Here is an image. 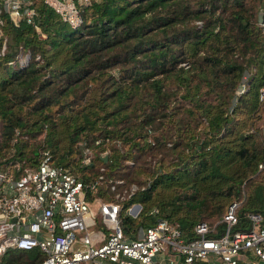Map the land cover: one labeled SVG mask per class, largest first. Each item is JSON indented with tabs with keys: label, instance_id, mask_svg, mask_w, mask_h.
I'll return each mask as SVG.
<instances>
[{
	"label": "trees",
	"instance_id": "1",
	"mask_svg": "<svg viewBox=\"0 0 264 264\" xmlns=\"http://www.w3.org/2000/svg\"><path fill=\"white\" fill-rule=\"evenodd\" d=\"M31 1L38 30L5 15L1 24L0 165L31 164L46 148L81 178L102 171L94 194L108 197L111 177L144 183L122 201L140 204L136 216L121 214L125 231L156 215L185 231L214 221L233 200L232 228L245 227L246 211L264 213V169L256 167L264 153L256 13L264 0H74L75 26ZM26 49L23 65L6 62ZM245 70L246 87L235 94ZM151 205L156 211L145 213ZM41 256L36 247H9L0 264Z\"/></svg>",
	"mask_w": 264,
	"mask_h": 264
},
{
	"label": "built area",
	"instance_id": "2",
	"mask_svg": "<svg viewBox=\"0 0 264 264\" xmlns=\"http://www.w3.org/2000/svg\"><path fill=\"white\" fill-rule=\"evenodd\" d=\"M43 1L69 25L80 23L74 0ZM35 12L31 0H0V60L7 39L3 16L13 23L23 19L38 30ZM258 23L264 30V10ZM28 56L27 49L18 51L6 62L23 65ZM246 74H241L235 94L245 89ZM257 98H264V81L257 87ZM87 151L82 146V163L89 160ZM256 167L264 169V153ZM102 180V171L84 179L53 163L46 148L39 149L31 164L16 160L0 165V254L9 247H36L42 256L33 264H264L261 211L244 212L245 227L232 228L238 217L233 200L214 221L196 220L185 231L158 215L125 231L121 214L136 216L140 204L122 201L143 184L111 177L105 183L111 196L100 197L94 191ZM75 232H80L78 238Z\"/></svg>",
	"mask_w": 264,
	"mask_h": 264
},
{
	"label": "rangeland",
	"instance_id": "3",
	"mask_svg": "<svg viewBox=\"0 0 264 264\" xmlns=\"http://www.w3.org/2000/svg\"><path fill=\"white\" fill-rule=\"evenodd\" d=\"M196 21V20H195ZM4 73V71L3 70H0V76L2 75ZM243 73H248V71H243ZM247 75V74H246ZM262 117H263V119H262ZM262 119V120H261ZM259 125H260V130H261V133H260V137H261V139L263 140V138H264V116H262L261 115V118H260V123H259ZM88 149V148H87ZM80 152H81V155H82V146L80 147ZM87 154H88V156H89V153H88V151H87ZM103 155H105V152H102L101 151V157L103 156ZM81 157V156H80ZM80 157H79V163H82V161L80 160ZM125 162H130V160H129V158H125ZM67 168H69L68 166H66ZM70 169V168H69ZM72 172H74V170H72V169H70ZM75 174H76V171L74 172ZM142 184V183H141ZM144 184V183H143ZM140 185V184H139ZM104 193V192H103ZM97 195H99L100 197L102 196V194H97ZM109 197L111 196V194L110 195H108ZM151 208H156V206H154V205H151L150 207H148L147 209H145L144 211H147V210H149V209H151ZM156 211V210H155ZM146 213H149V212H146ZM79 235H80V232L78 233V232H75V236H76V238H78L79 237Z\"/></svg>",
	"mask_w": 264,
	"mask_h": 264
},
{
	"label": "water",
	"instance_id": "4",
	"mask_svg": "<svg viewBox=\"0 0 264 264\" xmlns=\"http://www.w3.org/2000/svg\"><path fill=\"white\" fill-rule=\"evenodd\" d=\"M256 19L259 21L261 19V10H258L256 13ZM105 158V155L102 156V159ZM137 205V203H135Z\"/></svg>",
	"mask_w": 264,
	"mask_h": 264
}]
</instances>
